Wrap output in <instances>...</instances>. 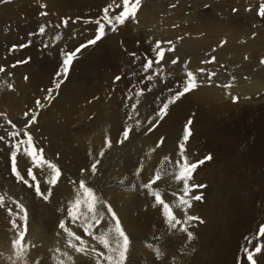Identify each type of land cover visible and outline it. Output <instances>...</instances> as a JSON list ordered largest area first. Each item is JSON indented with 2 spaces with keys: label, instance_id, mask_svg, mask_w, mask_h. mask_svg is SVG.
<instances>
[{
  "label": "rangeland",
  "instance_id": "374dc122",
  "mask_svg": "<svg viewBox=\"0 0 264 264\" xmlns=\"http://www.w3.org/2000/svg\"><path fill=\"white\" fill-rule=\"evenodd\" d=\"M83 1L88 3L86 0ZM97 1L101 0H94L96 4L92 5V9H90L91 11L93 10L92 12L89 10L87 12L88 8H81L82 13L79 14L80 16L74 17L75 19L67 27L63 25L64 19L57 26L51 22L45 21V23H42L45 32L50 29L51 31H48V33L53 32L51 34L54 35V38L56 36L60 37L59 40L55 38L59 48H56L54 52L52 51V46H45L44 36L41 38L35 36L38 24L46 16L41 15L42 12L33 21L36 31L24 26L28 24V21L24 19L26 15H21V18L19 15L17 19L13 14L0 13V31L6 27V24L12 30L11 32L0 34V67L5 69L4 72H0V114H3L0 115V136H5L7 141H0V196L5 197L4 205L0 206V214L6 216L9 235L11 238L13 237L12 241L18 238L19 232H25L23 243L28 246L26 253L28 257L26 258L31 264H57L58 259L63 260L64 264H97L98 261L99 264H108V261L103 256L96 254L102 252L106 256L109 254L108 250L103 248V245L93 239L92 236L84 234L80 221L72 222L68 216L67 210L70 204L74 202L78 193L82 194L79 182L84 180L87 186L91 187L96 196L102 201L96 207L98 213H103L104 216L103 220L99 223L91 221L90 230L93 235L99 236L102 233L109 232V229L114 227L115 220H113L111 213L107 211V206L110 205L129 238V249L125 264H178L176 261H182V263L186 264H249L246 253L242 250L243 247H248L249 251H253L257 244H264V237L253 239L251 244L245 239L246 237H256L260 226L264 224V182L258 178L259 173H263L262 176H264V141L253 143L247 136L255 138L256 134H260L264 139V120L262 119L264 118V112L255 116V114L249 111L250 106H246V115L243 116L240 124L246 120V123H250V128L245 130L242 128L245 134H240L239 132L237 133L234 123L237 121L235 118L238 117L237 112H228L223 115H202V112L199 111L202 109L196 110V108H193V106H198L200 102L195 101L190 95L201 87L211 86L212 83L216 87L224 88L225 90H223L226 92L229 89L230 91L234 89L232 91L233 97L240 98L237 101L232 99L231 104H237L240 100H249L251 96L255 95V91L252 92L246 89L244 83L250 82V74H256L258 70L264 68V64L261 63V60H264V56L259 57L258 65L252 66L251 60L248 57L249 54L247 53V59L244 58L246 57L244 54L242 56L243 62L233 65L228 60L230 56L226 58V61L224 60L225 58L223 59L225 62H219V55H215L217 54V48L218 50H224V48L213 46L214 48L211 47L207 51L201 49L196 52V45L193 43L188 49H185L180 43H192L191 35L179 32L180 36H176L174 32H168L163 26L164 16L159 14L156 9L141 10L145 5V0H141L136 19L128 20L125 24L118 25L115 32L108 30L106 27V35L96 45L83 49L77 55V58L73 60L67 78L59 89H55L53 81L59 79L56 73L60 71L63 63V52L75 50L81 44H86L89 39L94 38L98 26L95 23H85V21L100 19L103 15V9L110 2L112 3V0H102L101 2L106 6L101 9L97 5ZM180 1L183 0H176L171 4L172 1L157 0L154 6L163 4L167 10L172 9L175 11L176 4H179ZM117 2H120V0H117ZM259 4L260 0H237V2L236 0H195L187 7L195 5V12H207L205 10H208V13L214 14V19L216 16L226 18L224 15L226 12L233 15L231 16L232 18L236 16L233 18L234 20L232 19L233 22L242 24L255 23V25L252 24V28H261L260 30L264 31V18L257 15ZM233 8L236 11H233ZM248 9L252 10L249 11ZM98 10L100 14L97 12ZM120 10H122V7L121 9H116V13ZM35 12L37 15L38 11L35 10ZM116 13L110 9V15ZM187 13L188 11L185 12V15ZM65 20H68V18ZM49 21H52V18ZM178 24L181 25L180 22ZM185 24L184 26L186 27L187 23ZM175 28L173 27V29ZM39 29L37 33H40ZM157 41L161 42V47L165 49L174 47L175 51L166 52L165 59L159 65L154 64L153 70L146 73L143 71L141 65L145 57L155 59L153 48ZM169 41L171 44L168 43ZM73 42L75 43L74 47L70 50ZM22 44L27 45V47H19ZM13 46H16L15 49ZM125 47H127V50ZM82 53H84L83 56H81ZM131 53H135L139 59L134 58ZM198 53H201L202 60L194 63V58ZM213 57L215 58V62L203 63L204 61L211 60ZM175 58H178L179 62L172 64L171 59ZM22 60H27L28 63H17ZM245 63L251 64L250 73L241 67ZM201 68L205 69L204 73L198 71ZM231 69L235 70L232 71ZM103 70H106L108 78L105 79L97 75L99 80L94 83L93 89L87 94V97H78L74 81L80 75L97 74ZM160 71L161 76L159 77L156 74H158L157 72L160 73ZM188 71L193 72L197 76L198 87L186 93L174 104L169 105L167 115L170 116V121H168L167 115L163 120H159L157 113L163 103H166L176 91L181 90L184 80L187 79L186 73ZM109 72L110 74H107ZM112 72L118 73L117 76H120L121 79L117 81L115 79L117 76L110 79ZM212 72H215L216 75L209 78V73ZM149 74L154 76L152 81L146 79ZM172 76H175L176 79L171 78ZM220 77H222V80H219L221 79ZM229 82L234 84L231 88L223 87V85L229 84ZM238 82H242L240 86ZM9 85H11V88ZM50 88L54 91L52 93L53 98L45 100V96L48 95L47 90ZM148 89H151V91H148ZM105 90L111 94L112 106L104 116V110L100 108L99 113L101 114L98 115V119L104 130L102 144L95 146L84 138V141L81 139L75 140L74 143L71 142L72 135L74 136L88 130V126L85 125L93 121L94 115L92 111L98 108L99 98ZM140 90H144L143 95L137 97L136 92ZM11 92L12 94H10ZM237 92L239 93L236 94ZM130 93H133V95L131 96ZM227 93L228 96L231 94L229 91ZM261 94H264V90ZM119 95L120 99L118 100ZM37 99L42 102L44 107L37 108ZM137 100H139V103H137ZM133 104H136L135 111L132 109ZM83 107L85 110H83ZM33 112L38 113L36 123L26 126V121L30 119ZM81 112H84V114ZM25 113L29 115L26 117ZM65 114L70 117L69 123L68 121H64L67 118H60V116L66 117ZM130 116L132 119L129 118ZM219 116L222 118H219ZM252 117L257 118L256 123L251 124L252 120L250 118ZM57 118L60 119L57 120ZM7 120H11L16 124L18 129L23 128L29 132L33 137L36 148L43 149L44 158L56 164L60 169L61 175L58 182L55 185H49L46 181L50 179L51 172L46 166L43 169L37 168L33 166V162L29 157L23 155H18L17 157L21 175L29 180V184L34 185L38 181L41 191L45 193H47L49 188L51 189V195L48 200H44L41 196H38L34 187H30L22 181L17 180L12 174L10 145L14 141L7 137V132L13 129L11 125L7 124ZM189 121L192 122L190 125H188ZM66 123L72 124V126ZM58 124H61V126ZM73 125L78 126L77 128L76 126L73 128ZM129 125L131 131L128 139L125 140L123 130L129 127ZM186 125H188L191 132L188 140L184 142V156L187 157L188 162L198 163V161L205 160V157L208 156H211L212 159L205 160L203 164H199L192 173L189 184L204 185V187H192L189 196L185 197V199H190L193 195H202L203 199L199 201L191 200L192 206L185 211L176 207L178 197L183 196V184L177 183L174 180V175L179 171L176 162H183V158L180 155V144L183 141ZM54 127L57 130L53 129ZM116 127L118 136L116 140H113L110 136H113ZM70 128L73 129L71 130ZM75 131L77 132L76 134ZM49 132H51V135ZM195 133L200 135V139H195ZM54 134H59L57 137L63 136V138L60 140L61 137L57 138ZM49 135L52 136V140ZM150 136L153 137L150 139ZM219 137H222V139ZM55 138L58 140L57 142ZM16 139H26V137L21 132V135ZM63 139H66L64 143L61 142ZM191 139L195 140L194 144H191ZM51 141L53 142L51 143ZM106 141L111 142V147L106 144ZM121 141L123 142L121 143ZM214 141L215 144L213 146L212 142ZM76 142L78 143L76 144ZM71 143L72 147H74L73 149L70 147ZM76 149H81V151H75ZM239 150H242V152H238ZM102 151L104 153L103 156L100 155ZM223 151L231 155L229 158L235 154L237 155L239 159H236V161L240 164L239 172L242 169V165L248 166V163L253 161L252 167L250 166V169L247 168L245 171V178H240L235 183L243 186L245 206L239 200V204L242 205L241 211H238L241 207L234 205L235 203L230 202L229 204V202H225L227 204L223 203V205H219L218 201L215 200L220 198V196H227L229 200L241 199L238 191L236 192L231 189L230 179L234 178L233 171H231L233 169L218 165V161L217 163L213 162L216 159V152L223 153ZM243 156L245 159L242 164V160L240 159ZM166 157L167 159H165ZM97 161H99L97 171L93 173L91 168ZM231 161H233V158ZM212 163L216 165L215 168L211 167ZM30 167L33 169L36 181H33L31 177H27L26 175L27 169ZM120 168L123 169L124 176L122 174L117 175ZM157 170L161 172L162 178L153 187L160 191L165 201L171 200L169 204L173 206V211L177 218L184 221L186 216H194L199 217L203 223L199 220H191L186 224H178L175 229L169 227L166 223L162 206L156 205L154 207V196L150 195L149 190L143 187L144 184L152 180ZM221 173L226 176L224 182L218 177ZM201 175L203 176L201 177ZM218 183L223 184L218 185ZM217 188H220V191ZM131 189L132 191L129 193H133V197L124 198L123 193ZM165 197L168 198L166 199ZM18 203L27 209L26 223L20 218L24 214L17 208ZM214 208V213L221 212L220 214L226 217H223L224 222L218 225L214 234L206 236L203 232V228L207 224L205 210H214ZM10 210L11 213L16 215H10ZM122 213L125 215H122ZM217 216L220 218L218 214ZM13 219H15L16 228L12 225ZM132 219L136 220L135 224L130 223ZM81 220H84V217H81ZM61 221H64L67 227L77 235L82 236L87 242V254L78 253L68 246L70 238L59 227ZM150 227L152 228L149 229ZM182 227H187L188 231L193 234L191 240L188 239L187 232L179 230ZM111 236H114V233H110ZM73 243L79 245V241L73 240ZM149 244L153 245V248H149ZM192 245L193 248L191 247ZM213 246L214 251L211 252L210 250ZM156 247L161 248L164 253L159 259L156 257L154 251ZM1 248L0 246V264H13L11 262L15 259L13 244L9 245V249ZM93 248L96 249V252L91 251ZM31 251L34 253H31ZM262 251L264 252V250ZM63 253H67L72 259L69 260L68 256L63 255ZM254 259L257 260V264H264V253L257 254Z\"/></svg>",
  "mask_w": 264,
  "mask_h": 264
},
{
  "label": "bare ground",
  "instance_id": "6f19581e",
  "mask_svg": "<svg viewBox=\"0 0 264 264\" xmlns=\"http://www.w3.org/2000/svg\"><path fill=\"white\" fill-rule=\"evenodd\" d=\"M64 1H68V2H64ZM88 3L84 2L83 0H11V2L9 3H0V13H9V14H13L16 16V18L18 19L19 15L21 18V15H26V18H24L25 20L28 21V24H25L24 26L32 29L34 31H36L35 29V23L33 22L34 19H36L35 17L39 15L40 12H46L47 15L42 18V22H40L37 26V31L38 29L42 26V23L46 22H51L54 25H60V23L63 21V19L65 20L66 18H68L69 23H72L71 21H73L75 18L74 17H78L80 16L79 14L82 13L81 8H88V10L91 11L90 9H92V5L96 4L94 3V0H86ZM102 1V0H101ZM101 1H97V5L100 6V8L102 9L103 7H105L106 5H103V3ZM144 1V0H143ZM155 1L157 0H145V5L141 8V10H153L156 9L157 12L159 14H161L162 16H164L163 18V26L167 29L168 32L170 33H175L176 36H180V34H178L179 32H185L191 35L193 42L192 43H180L181 46H183V48L188 49L193 43L196 45V52L200 51L201 49L207 51L209 50L211 47L216 46V47H220V48H224V50H218L217 48V54L215 55H219V62H225L228 56H230V58L228 59L233 65L234 64H241L243 62V58L242 56H246V54H249V58L251 60L252 66H256L258 65L257 62L258 60L261 58V56H264V31L260 30L259 28H252V24L255 25V23H251V24H242V23H235L232 21L233 18L235 17H231L233 15H230L229 13H224V15L226 16V18H221L216 16L215 19L213 18L214 14L211 15V13H208V10H205L207 12H195V5L189 6L193 1L195 0H191V1H187V0H183L180 1L179 4H176L177 7L175 9V11H173L172 9L167 10L166 6H164L163 4L161 5H157L156 7L154 6ZM166 1H172L171 4H173L176 0H166ZM219 1V0H218ZM221 1V0H220ZM202 2V1H201ZM237 2V0H236ZM111 3V2H110ZM217 3V2H216ZM223 3V2H222ZM224 4V3H223ZM237 4V3H236ZM41 5H45V7H41ZM198 5L200 6V4L198 3ZM225 5V4H224ZM230 5V4H229ZM227 7V6H226ZM95 8V7H94ZM197 8V7H196ZM200 8V7H199ZM225 8V7H224ZM230 8V6H229ZM235 8V7H234ZM233 8V9H234ZM220 9V8H219ZM228 9V8H227ZM231 9V8H230ZM35 10L38 11V14L36 15ZM225 10V9H223ZM93 11V10H92ZM91 11V12H92ZM188 13L185 15V12ZM97 12L100 11L98 10ZM238 12V10H237ZM247 13V11H246ZM85 14V13H84ZM92 14V13H91ZM243 15V14H242ZM222 16V15H221ZM224 16V17H225ZM39 17V16H38ZM251 17V16H250ZM52 18V21H49V19ZM98 19V18H97ZM234 20V19H233ZM237 20V19H236ZM4 21V20H3ZM178 22H180L181 25L178 24ZM68 23V24H69ZM187 23V26L185 27L184 24ZM2 24V23H1ZM21 24V23H20ZM8 24H6V27L0 31V34H5L8 32H11L12 30H10L7 27ZM186 25V24H185ZM44 26V25H43ZM53 26V25H52ZM46 27V26H45ZM173 27H176L175 29H173ZM57 29V28H56ZM264 29V28H263ZM55 30V28H54ZM35 36L38 37H42L44 36L45 39V46L50 45L52 46V51L54 52L56 50V48H59V45L56 42V39L53 37L54 35H52L51 33L53 32H49L51 31L50 29L46 32H44L43 34L37 33ZM222 41H226V43L223 44V46H220ZM77 42V41H75ZM81 42V41H80ZM78 43V42H77ZM74 42L70 47L71 48L74 47ZM179 44V43H178ZM76 47V46H75ZM127 50V47H125ZM214 48V47H213ZM88 50V49H87ZM59 51V50H58ZM89 51V50H88ZM212 51V49H211ZM210 52V51H209ZM214 52V51H213ZM206 53V52H205ZM87 54V53H86ZM207 54H209L207 52ZM84 53L81 54V56H83ZM210 56V55H209ZM129 57V56H128ZM247 57V56H246ZM260 57V58H259ZM218 58V57H217ZM225 58V59H224ZM245 58V57H244ZM54 59V58H53ZM225 61H224V60ZM125 60V58H124ZM200 60H202V55L201 53H198L197 56L194 58V63H198ZM204 60V59H203ZM208 60V59H207ZM245 60V59H244ZM63 61V60H62ZM246 61V60H245ZM248 61V60H247ZM228 63V62H227ZM61 64V63H60ZM96 64V63H95ZM214 64V63H213ZM141 65V64H140ZM219 65V64H217ZM216 65V66H217ZM232 65V66H233ZM84 66V65H83ZM142 66V65H141ZM222 66V65H221ZM237 66V65H236ZM251 64H243L241 67H243L244 69H246L248 71V73H250V70L252 68ZM261 66V65H260ZM235 67V66H234ZM105 68V67H104ZM220 68V67H219ZM225 68V67H224ZM230 68V67H229ZM238 68V67H237ZM102 69V68H101ZM221 69V68H220ZM233 69V68H232ZM231 69V70H232ZM241 69V68H240ZM119 70V69H117ZM235 70V69H234ZM232 70V71H234ZM86 71V70H85ZM115 71V70H114ZM158 71V70H156ZM219 71V70H218ZM226 71V70H225ZM119 72V71H117ZM120 73V72H119ZM155 73V72H154ZM158 74H156L157 76H161V71L160 73L157 72ZM227 73V72H224ZM223 73V74H224ZM107 74H110L107 73ZM118 74V73H117ZM116 73L112 72L111 73V78L113 79L114 77L117 76ZM247 74V73H246ZM101 76L103 78H108L106 75V70H103L101 73H97V74H83L80 75L75 81H74V85L77 89V95L80 98H86L87 94H89V92L93 89L94 83L99 80V77L97 76ZM225 76V74H224ZM223 76V77H224ZM228 76V75H227ZM251 77L250 82H246L244 83L246 86V89H249L250 91H255V95L251 96V98H249V100H240L237 104H231V100L233 99V92L234 89H230L228 90L230 93V95L228 96V91H224L222 88L220 87H216L215 84L211 86H206V87H201L199 88L197 91L191 93L190 96H192V98L195 101H199L200 104L196 107L193 106V108L196 110H199L200 112H202V115H208V114H215V115H223L225 113L228 112H237V116L235 117L237 119L235 123V127L237 128L236 131L237 133L239 132L240 134H245L244 130L245 129H249L250 128V123H246V120L244 121V123L240 124L243 116H245V107L246 106H250L249 111L252 112L253 114L256 115H260L264 112V94H261L262 91L264 90V68L260 69L257 71L256 74H250L249 75ZM248 76V77H249ZM229 77V76H228ZM227 77V78H228ZM247 77V76H246ZM171 78L176 79L175 76H172ZM222 80V77H220ZM226 78V77H225ZM232 79V78H231ZM204 80V79H203ZM202 80V81H203ZM246 80V78H245ZM244 80V81H245ZM248 80V78H247ZM224 81V80H223ZM210 82V81H209ZM228 82V81H227ZM235 82V81H234ZM231 83V82H229ZM242 82H238L239 86ZM236 84V82H235ZM234 85V84H232ZM143 87V86H142ZM147 87V86H146ZM236 87V86H235ZM242 87V86H241ZM239 88V87H238ZM245 88V87H244ZM109 89V87H108ZM244 89V90H246ZM6 90V89H5ZM55 90V89H54ZM248 91V90H247ZM54 92V91H53ZM79 92V93H78ZM147 92V91H146ZM260 92V94H258ZM239 92H237L236 94H238ZM246 93V92H245ZM248 93V92H247ZM251 93V92H250ZM8 94V93H6ZM12 94V92L10 93ZM127 95V94H126ZM130 95L132 96L133 93H130ZM129 95V96H130ZM146 95V94H145ZM244 95V94H243ZM247 95V94H246ZM250 96V94H248ZM257 95V97H256ZM3 96V95H2ZM130 96V97H131ZM238 96V95H237ZM242 96V95H241ZM248 96V97H249ZM255 96V97H254ZM199 97V99H198ZM246 97V96H245ZM134 98V97H133ZM191 98V97H190ZM240 98V97H238ZM244 98V97H243ZM120 99V95L118 96V100ZM122 100V99H121ZM237 101V100H236ZM116 105V104H115ZM112 106V98H111V94L105 90L102 95L99 98L98 101V108H96L95 110H93V121L85 126H88V130L84 131L83 133H79L77 135H72L71 137V142L74 143L75 140H83L84 139L86 141L92 142V145H99L102 144V135H104V130H103V126L101 125L100 120L98 119V115H100V108H102L104 110V115H106V113L109 111V109H111ZM118 107V106H117ZM247 108V107H246ZM119 109V108H118ZM83 110H85V108L83 107ZM113 110V108H112ZM111 112V111H110ZM82 114H84V112H81ZM111 114V113H110ZM252 114V115H253ZM61 115V114H60ZM63 115V114H62ZM66 117H61L60 118H67V120L65 119L64 121H68L69 123V116L67 114H65ZM106 117V116H105ZM121 117V116H120ZM119 117V120H120ZM168 118V121H170V116L167 115L166 116ZM214 117V116H213ZM217 117V116H216ZM226 117V116H225ZM254 117V116H253ZM250 118L252 120L251 124L256 123L257 118ZM60 118H57L60 119ZM219 118H222L219 116ZM232 118V117H231ZM56 119V118H55ZM84 119V118H83ZM123 119V118H122ZM132 119V118H131ZM197 119V118H196ZM264 120V118H262ZM72 120V119H71ZM82 120V119H81ZM80 120V121H81ZM85 120H87L85 118ZM92 120V119H91ZM102 120V119H101ZM218 120V119H217ZM225 120V119H224ZM55 121V120H54ZM133 121V120H132ZM173 121V120H172ZM233 122V120H231ZM43 122V121H42ZM61 122V121H60ZM78 122V121H77ZM119 122V121H116ZM115 122V123H116ZM147 122V120H146ZM227 122V121H226ZM243 122V121H242ZM66 123V124H68ZM106 123V122H104ZM121 123V122H119ZM117 123V124H119ZM258 123V122H257ZM44 124V122H43ZM42 124V125H43ZM148 124V123H147ZM212 124V123H211ZM61 126V124H58ZM69 126H72V124H68ZM134 125V124H133ZM131 125V126H133ZM163 125V124H162ZM260 125V123H259ZM258 125V127H259ZM63 126V125H62ZM76 126V125H75ZM73 125V128L75 127ZM78 126V125H77ZM76 126V128H77ZM105 126V124H104ZM130 126V125H129ZM150 126V125H149ZM68 127V126H67ZM225 127V126H224ZM45 128V126H44ZM58 128V127H57ZM60 128V127H59ZM69 128V127H68ZM72 128V129H73ZM105 128V127H104ZM110 128V127H109ZM123 128V127H122ZM121 128V129H122ZM242 128L244 130H242ZM47 129V128H46ZM53 129H56L55 127ZM71 129V128H70ZM71 129V130H72ZM111 129V128H110ZM240 129V130H239ZM45 130V129H44ZM57 130V129H56ZM62 130V127H61ZM68 130V129H67ZM115 133L113 134V136L109 135L111 137V139L116 140L117 139V127L114 129ZM208 130V129H207ZM212 130V129H211ZM234 130V129H233ZM47 131V130H46ZM50 131V130H49ZM107 131V129H106ZM124 131V130H123ZM163 131V130H161ZM203 131V130H202ZM226 131V130H225ZM54 132V131H53ZM62 132V131H61ZM68 132V131H66ZM51 135V132H49ZM58 133V132H57ZM70 133V131H69ZM68 133V134H69ZM73 133V132H72ZM77 132L75 131V134ZM153 133V132H152ZM46 134V133H45ZM62 134V133H61ZM60 134V135H61ZM234 134V133H233ZM236 134V133H235ZM49 135V136H50ZM59 135V134H58ZM58 135H55V137H57ZM70 135V134H69ZM155 135V133H154ZM211 135V134H210ZM47 136V135H45ZM53 136V134H52ZM51 137V140L53 139ZM200 135L198 133H195V139L198 140V138ZM61 137V136H60ZM57 137V138H60ZM67 137V135H66ZM65 137V138H66ZM109 137V138H110ZM150 136L149 138L151 139ZM174 137V136H173ZM246 137V136H245ZM63 138V136L60 138V140ZM84 138V139H83ZM106 138H108L106 136ZM222 139V137H219ZM247 138L255 143V142H260V141H264V139L260 136V134H256V137L253 138V136H247ZM56 139V138H55ZM68 139V137H67ZM237 139V138H236ZM69 140V139H68ZM196 140V141H197ZM240 140V139H239ZM58 140L56 139V142ZM64 141H66V139H63L61 142L64 143ZM82 141V142H83ZM128 141V140H127ZM210 141V140H209ZM238 141V140H237ZM244 141V140H243ZM53 141H51L52 143ZM60 142V141H59ZM120 142V141H119ZM78 142H76L77 144ZM137 143V142H136ZM169 143V142H168ZM195 140L191 139V144H194ZM66 144V143H65ZM64 144V146H65ZM133 144V142H132ZM215 141L212 142V145L214 146ZM75 145V144H74ZM120 145V144H119ZM227 145V144H226ZM231 145V144H230ZM233 145V144H232ZM80 146V145H79ZM123 146V145H122ZM70 147H72V143L70 144ZM83 147V146H81ZM105 147V146H104ZM202 147V146H201ZM239 147V146H238ZM74 147H72L71 149H73ZM78 148V147H77ZM92 148V147H91ZM99 148V147H98ZM121 148V147H120ZM123 148V147H122ZM207 148V147H205ZM210 148V146H209ZM223 148V147H222ZM113 149V148H112ZM111 149V151L113 152V150ZM115 149V148H114ZM143 149V148H142ZM169 149V148H168ZM80 150L81 149H76L75 151ZM92 150V149H91ZM101 150V149H100ZM174 150V149H173ZM96 151V150H95ZM118 151V150H117ZM94 152V151H93ZM238 152H242V150H239ZM111 153V152H110ZM130 153V152H129ZM148 153V152H147ZM215 153V152H214ZM67 154V153H66ZM98 154V153H97ZM96 154V155H97ZM175 154V153H174ZM95 155V156H96ZM117 155V153H116ZM153 155V153H152ZM94 156V157H95ZM125 156V155H124ZM148 156V155H147ZM231 155L230 154H226V151H223V153L220 152H216V159L213 160L214 163H217L218 161V165L220 166H225L229 169H233L231 171H233V176L234 178L231 181V189L234 191H238V193L240 194L241 199H234V200H229L227 198V196L225 197H221L218 199H215L216 201H218V204L223 205V203L225 202H230L231 203H235L234 205L237 206H245L244 204V196H243V186H240L239 184H235L236 181L240 178H243L245 176V171L247 168L250 169V166L252 167L253 165V161H250L248 163V166L246 165H242V169L239 172V166L240 164L236 161V159H239L237 157V155H233L231 158H229ZM97 158V157H96ZM233 158V161H231ZM105 159V158H104ZM115 159V158H114ZM155 159V158H154ZM244 156L243 158H241L240 160H242V164H243V160H244ZM67 160V159H66ZM255 162V161H254ZM106 163V162H105ZM104 163V164H105ZM147 163V162H146ZM1 164V163H0ZM264 164V163H263ZM127 165V162H126ZM211 165V164H210ZM209 165V166H210ZM124 166V165H123ZM132 167V166H131ZM211 167H216V165H214L212 163ZM139 168V167H138ZM141 168V167H140ZM129 169V168H128ZM132 169V168H131ZM222 169V168H221ZM230 171V170H229ZM206 172V171H205ZM128 173V172H127ZM209 173V171H208ZM118 174H122V176H124L125 174L123 173V169L120 168V170H118ZM211 174V173H210ZM263 173H259L258 178L264 182V176H262ZM212 175V174H211ZM128 176V175H127ZM203 175H201L202 177ZM205 176V175H204ZM210 177V176H209ZM218 177L224 182L225 181V174L221 173L220 175H218ZM245 178V177H244ZM229 179V178H228ZM7 180V179H6ZM206 180V178H205ZM204 180V181H205ZM220 180V181H221ZM43 181V180H42ZM143 181V180H142ZM198 181V180H197ZM211 181V180H210ZM216 181V180H215ZM219 181V180H218ZM5 182V181H4ZM196 182V181H195ZM208 182V181H207ZM199 183V182H198ZM221 183H218V185ZM223 184V183H222ZM221 184V185H222ZM213 187V186H212ZM223 187V186H222ZM194 188V187H193ZM207 188V187H206ZM215 188V187H214ZM246 188V187H245ZM210 189V188H209ZM218 189V188H217ZM220 189V188H219ZM218 189V190H219ZM118 191V190H117ZM131 190H127L126 192L123 193V197L124 198H132L133 197V193H129ZM135 191V190H134ZM207 191V190H206ZM217 191V190H216ZM220 191V190H219ZM222 191V190H221ZM208 192V191H207ZM213 192V191H212ZM223 192V191H222ZM119 193V192H118ZM117 193V195H118ZM221 194V193H220ZM247 194V193H246ZM222 195V194H221ZM215 196V195H214ZM217 196V195H216ZM219 196V195H218ZM234 196V195H233ZM147 197V196H146ZM166 199L168 197H165ZM110 199V198H108ZM239 200L242 201V205L239 204ZM171 200H166L167 203H169ZM224 201V202H223ZM212 202V201H211ZM117 204V203H116ZM227 204V203H225ZM208 205V204H207ZM206 205V206H207ZM223 207V206H222ZM242 207L240 210L241 211ZM101 211V210H100ZM213 209H208L205 210V219L207 220V224L206 226L203 228V232L204 234L207 236L208 234H214L218 225L224 222V216L220 213H214ZM3 213V212H2ZM224 213V212H223ZM149 214V213H148ZM217 214L220 216V218L217 216ZM225 214V213H224ZM230 214V213H229ZM234 214V213H233ZM122 215H125L122 213ZM137 216V215H136ZM165 216V215H164ZM229 216V215H228ZM226 217V216H225ZM230 217V216H229ZM251 217V216H250ZM126 219V218H125ZM129 220V219H128ZM10 221V220H9ZM135 219L131 220V224H135ZM144 221V220H143ZM234 221V219H233ZM242 221V220H241ZM245 221V220H244ZM140 223V222H139ZM229 223V222H228ZM245 223V222H244ZM226 224V223H225ZM104 226V225H103ZM133 226V225H132ZM231 226V224H230ZM152 227H150L149 229H151ZM137 229V228H136ZM230 229V228H229ZM140 231V230H139ZM219 231V230H218ZM222 231V230H221ZM143 232V231H142ZM223 232V231H222ZM221 232V233H222ZM134 233V232H133ZM138 234V233H137ZM143 234V233H142ZM224 234V233H223ZM233 234V233H232ZM217 235V233H216ZM215 235V236H216ZM133 236V235H132ZM9 238V239H8ZM138 238V237H137ZM242 238V237H241ZM13 237L11 238L9 235V231H8V225H7V219L6 216L4 214H0V246L2 248H8L9 249V245L12 243ZM51 240V239H50ZM196 240V239H194ZM208 240V239H207ZM206 240V241H207ZM200 241V240H199ZM211 241V240H210ZM9 242H11L9 244ZM202 242V240H201ZM243 242V241H242ZM247 242V241H246ZM56 243V242H55ZM195 244V243H193ZM236 244V243H235ZM115 246V245H113ZM211 246V245H210ZM49 247V246H48ZM193 248V245L191 246ZM1 248V249H2ZM244 248V247H243ZM248 248V247H247ZM144 249V248H143ZM237 249V248H236ZM167 250V249H166ZM165 250V251H166ZM196 250V249H195ZM222 250V249H221ZM233 250V249H231ZM240 250V248H239ZM1 251V250H0ZM10 251V250H9ZM198 251V250H197ZM211 252L214 251V246L212 247V249L210 250ZM209 251V253H210ZM30 252V251H29ZM33 251H31L32 253ZM205 252V251H204ZM238 252V251H236ZM1 253V252H0ZM34 253V252H33ZM200 253V252H199ZM206 253V252H205ZM262 253H264L262 251ZM146 254V253H145ZM150 254V253H149ZM149 254H147L149 256ZM213 254V253H212ZM229 254V253H228ZM15 255V254H14ZM138 255V254H137ZM205 255V254H203ZM166 256V255H165ZM28 257V255H25V257L23 259H17L15 257L12 258L14 260H12L11 262L15 261V264H31L28 259L26 258ZM204 257V256H203ZM229 257V255H228ZM231 257V256H230ZM3 258V256H2ZM1 258V259H2ZM152 258V257H151ZM192 258V257H191ZM207 258V257H206ZM211 258V257H210ZM31 259V257H30ZM36 259V258H35ZM154 259V258H153ZM165 259V257H164ZM209 259V258H208ZM33 260H34V256H33ZM139 260V259H138ZM226 260H230V259H226ZM20 261V262H19ZM32 261V260H31ZM145 261V260H144ZM164 261V260H163ZM217 261V260H216ZM215 261V262H216ZM223 261V260H222ZM178 262V264H186V263H182V261H176ZM184 262V261H183ZM214 262V263H215ZM230 262V261H229ZM1 263V261H0ZM33 263V261H32ZM147 263V262H146ZM35 264V263H34ZM151 264V263H150ZM191 264V263H190ZM194 264V263H193ZM210 264V263H209Z\"/></svg>",
  "mask_w": 264,
  "mask_h": 264
},
{
  "label": "snow or ice",
  "instance_id": "6c2138e0",
  "mask_svg": "<svg viewBox=\"0 0 264 264\" xmlns=\"http://www.w3.org/2000/svg\"><path fill=\"white\" fill-rule=\"evenodd\" d=\"M11 0H0V3H9ZM141 4V0H120V2H117V0H112V3H110L108 6H106L103 9V15L100 19H97L95 21H85V23H95L98 27L96 30V35L94 38L89 39L86 44H81L79 47H77L75 50L69 51V52H63V63L61 65L60 71L56 73V76L59 79H56L53 81L55 89H59L61 84L64 82V80L68 76V72L70 70V67L73 63V60L77 58V55L82 52L83 49L94 46L97 44L98 41L102 39L106 35V27L108 30L115 32L117 31L118 25L125 24L128 20H135L137 11L139 10ZM41 7H45V5H41ZM118 13H116V9H121ZM110 9L112 12L116 13L114 15H110ZM251 11L252 9H248ZM233 11H236V9H233ZM41 15H47L46 12H42ZM257 15L261 18H264V0H260V4L258 7ZM103 21V22H102ZM69 21L64 20L63 25L67 27ZM40 34H43L45 32L44 26H41L39 29ZM31 35V34H30ZM57 40L60 39L59 36L55 37ZM171 44V42H168ZM226 43V41H222L220 46H223V44ZM14 49L16 46H13ZM19 47H27V45H19ZM47 47V45H46ZM174 47H169L167 49L161 47V42L157 41L155 44V47L153 48V52L155 53V59L152 58H144V62L142 64V69L144 72H150V70H153V65H159L161 61L165 59L166 52H174ZM131 55L139 59V57H136L135 53H131ZM247 59V57H245ZM179 62L178 58L171 59L172 64H177ZM215 62V58L213 57L209 61H204L203 63H212ZM17 63H28L27 60L18 61ZM261 63L264 64V60H261ZM15 67V65H13ZM5 69L3 67H0V72H4ZM201 73L205 72V69L201 68L198 70ZM187 79L183 82V87L181 90L176 91L174 95H172L166 103H163L162 107L160 108L159 112L157 113V117L159 120H163L164 117L167 115V110L169 108V105L174 104L176 101H178L181 97H183L186 93L194 90L198 87L197 83V76L191 72L188 71L186 73ZM216 73L212 72L209 73V78L212 76H215ZM27 79V77H25ZM117 81L121 79L120 76H117L115 78ZM146 79L148 81H152L154 79V76L152 74L147 75ZM233 85L231 83L223 85L225 88H231ZM11 88V85H9ZM48 95L45 96V100H51L53 98L52 93L53 89H48ZM144 90H140L136 92V96L140 97L143 95ZM148 91H151V89H148ZM131 98V97H130ZM238 97H233V100L236 101ZM137 103H139V100H137ZM37 108H42L44 105L42 102L37 99L36 101ZM133 111L136 110V104L132 105ZM3 115V114H0ZM29 114L25 113V116L27 117ZM38 113L33 112L30 119L26 121V126L30 124H35L37 120ZM131 118V116L129 117ZM192 122L189 121L188 125H190ZM7 124L11 125L12 131L7 132V137L11 138L14 143L10 145V160H11V171L12 174L17 178V180L22 181L23 183L29 185L30 187H34L35 192L38 196H41L44 200H48L49 196L51 195V189L49 188L47 193L42 192L40 189L39 182L37 181L34 185L29 184V180L25 178V176L21 175L20 169L18 167V161L17 157L18 155H23L25 157H29L32 162L33 166L37 168L43 169L45 166L48 170L51 172L50 179H48L46 182L49 185H55L58 182V179L61 175L60 169L57 167L56 164L52 163L51 161H48L43 156V149H37L32 135L27 132L25 129L20 128L18 129L16 124H14L11 120H7ZM188 125L185 126L184 129V137L183 141L180 144V155L183 158V162L177 161V167L179 171H177L174 175V180L177 183L183 184V196L178 197V203L176 204L177 208H180L181 210H185L187 208H190L191 200H201L203 199L202 195H193L190 197V199H185V197L189 196V192L191 191L192 187L196 188H203L204 185H190L189 181L192 178V173L195 171V169L198 167L199 164H203L205 160H211L212 157L208 156L205 157V160H200L198 163H189L187 160V157L184 156V142H186L191 135L190 129ZM131 131V127H127L123 132L124 139H128L129 133ZM21 132H23L26 139L17 140L16 138L21 135ZM0 141H6L5 136H0ZM123 141H121L122 143ZM106 144L111 147V142L106 141ZM23 146V147H22ZM159 147V145H157ZM101 156L104 155L103 151L100 153ZM167 159V157L165 158ZM99 161L94 163L92 165V172L95 173L97 171V164ZM138 174V173H137ZM27 177H31L33 181H36V176L33 173V169L30 167L27 169L26 172ZM162 178L161 172L157 170L155 176L152 178V180L144 184L143 187L149 190V194L153 195L155 198V204L161 205L163 209V214L166 217V223L169 225L170 228L175 229L178 224H186L188 221L191 220H199L201 223H203L202 220H200L199 217L194 216H186V219L184 221H181L177 218L176 214L173 211V206L169 203H167L160 193V191L153 186L157 184L158 181H160ZM79 188L82 190V194L78 193L76 199L73 203L70 204L67 212L70 220L72 222L80 221L81 226L84 229V234L88 236H92L93 239L97 240L98 243L103 245V248L108 250V255H104V253H96L99 256H103L105 260L108 261V264H125V260L127 259V253L129 249V238L125 233V230L121 226L120 220L116 216V213L112 210L111 206H107V211L111 213L113 220H115V225L113 228L109 229V232L102 233L99 236L93 235L91 232V221H95L96 223H99L101 220H103L104 216L103 213H98L97 211V204L102 203L100 201L99 197L96 196V193L94 190L87 186L84 180H81L79 182ZM4 196H0V206L4 205ZM15 203V202H14ZM17 208L20 209L21 212H23V216L20 218L27 222V209L22 204H17ZM90 214V215H89ZM10 215H16L11 213ZM81 217H84V220H81ZM12 225L14 228L17 227L15 219L12 220ZM59 227L67 233L68 237L70 238L68 240V246L73 248L78 253H85L88 252L87 242L82 238V236L77 235L75 232H73L69 227L66 226L64 221H61L59 224ZM180 231L187 232L188 239L191 240L193 238V234L188 231L187 227H182L179 229ZM110 233H114V236L110 237ZM24 235L25 232L21 231L18 233V238L13 240V248L15 249V257L17 259H23L28 251V246L23 243L24 241ZM258 237H264V224H262L259 228V233L256 237L245 239L248 241L249 244L252 243L253 239H258ZM73 240L79 241V245L73 243ZM113 243L115 246H113ZM149 248H153V245L149 244ZM246 253L247 261L249 264H257V260L254 259V257L257 254L262 253V250H264V244H257L254 247L253 251H249L248 248L242 249ZM59 251V249H57ZM92 252H96V249H91ZM156 257L159 259L163 256V251L161 248L156 247L154 248ZM63 255L68 256L67 253H63ZM11 259V258H10ZM68 259L71 260L72 258L68 256ZM13 264H15V261H13ZM57 264H64L63 260L57 261ZM99 264V261L97 262Z\"/></svg>",
  "mask_w": 264,
  "mask_h": 264
}]
</instances>
